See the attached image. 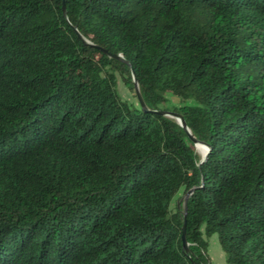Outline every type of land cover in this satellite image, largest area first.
<instances>
[{"label":"trees","instance_id":"obj_1","mask_svg":"<svg viewBox=\"0 0 264 264\" xmlns=\"http://www.w3.org/2000/svg\"><path fill=\"white\" fill-rule=\"evenodd\" d=\"M214 233L264 264V0H0V264H209Z\"/></svg>","mask_w":264,"mask_h":264},{"label":"rangeland","instance_id":"obj_2","mask_svg":"<svg viewBox=\"0 0 264 264\" xmlns=\"http://www.w3.org/2000/svg\"><path fill=\"white\" fill-rule=\"evenodd\" d=\"M115 79L116 80H115L114 88H115L117 94L122 99H125L128 102H131L135 106H139V102L137 100L135 91L130 90L126 85H124L121 77L118 74H116ZM179 103H180L179 98L168 95L165 106L170 108L172 105H176V106L179 105ZM196 153L200 157V154L197 151H196ZM184 196H185V194H183L182 189L177 191V193H175V195L172 197V199L170 201L169 208L173 209L177 205H179V207H181L182 200H183ZM205 239L207 241V250L206 251H207L208 258H209V264H227L225 262L224 252L218 243L216 234L214 233V234L206 237Z\"/></svg>","mask_w":264,"mask_h":264},{"label":"water","instance_id":"obj_3","mask_svg":"<svg viewBox=\"0 0 264 264\" xmlns=\"http://www.w3.org/2000/svg\"><path fill=\"white\" fill-rule=\"evenodd\" d=\"M104 53L108 54L111 58H114L116 60H120L122 59V57L119 54H111L108 53L107 50L105 49H101ZM131 75H132V82H133V86H134V91L137 97V100L139 102V106L143 111H146V106L144 104L143 98L140 94L139 88H138V84L136 82V80L134 79V75L133 72L131 71ZM153 112L159 114V115H164V116H168V117H172L174 118L178 124L184 129V131L187 133L189 139L191 140V142L193 143V145L195 146V144L197 142L202 143L205 145V152L200 155V160L204 159V157L207 155L208 150H209V145L205 142L199 141L197 140L191 133L190 129L188 128L186 121L184 119V117L182 116V114H180L179 112L173 111V110H153ZM191 192V190H189L186 195H185V199L183 202V222H182V227H181V239H182V244L184 246V248L187 247L184 235H185V213H186V201H187V195ZM177 207L179 208V205H177Z\"/></svg>","mask_w":264,"mask_h":264},{"label":"bare ground","instance_id":"obj_4","mask_svg":"<svg viewBox=\"0 0 264 264\" xmlns=\"http://www.w3.org/2000/svg\"><path fill=\"white\" fill-rule=\"evenodd\" d=\"M205 148H206L205 145L202 143L197 142L195 144V149L200 155H202L205 152Z\"/></svg>","mask_w":264,"mask_h":264}]
</instances>
